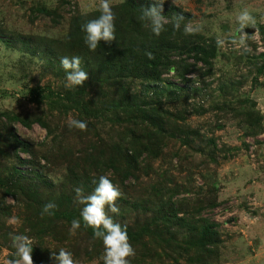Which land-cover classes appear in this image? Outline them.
Masks as SVG:
<instances>
[{
	"label": "rangeland",
	"instance_id": "374dc122",
	"mask_svg": "<svg viewBox=\"0 0 264 264\" xmlns=\"http://www.w3.org/2000/svg\"><path fill=\"white\" fill-rule=\"evenodd\" d=\"M99 2L0 0V37H34L62 55L78 56L76 40L70 36L71 19L94 12L97 18ZM123 2L110 0L114 13ZM164 2L191 13L189 21L201 29L194 38L213 43L218 55L210 65H194L193 72L185 75L187 80L167 74L184 90L173 95L147 94L148 104L134 112L132 122L106 114L98 101L87 102V115L83 108H57V91L77 92L80 86H66V75L50 69L43 48L33 54L27 46L9 45L0 39V176L6 180L16 163L29 173L37 168L40 175L27 176L33 179L28 184L35 181L31 196L21 194L20 189H11L9 194L0 186V264L16 258L10 233L29 236L32 245L40 243L44 259L38 258V264H58L52 254L58 255L61 248L73 254L76 264H103L102 240L82 224L72 235L68 222L55 225L50 215L41 216L50 201L57 205L56 210L81 213L84 205L77 202L74 189L80 187L85 195L91 194L101 175L109 176L122 193L116 201L119 214L108 211L121 225L138 227L144 221L152 225L155 217L172 208H179L180 215L188 218L180 225L158 222L163 232L152 235L149 231L144 249L130 240L136 252L129 258L131 264H264V107L256 97L264 86V0ZM244 8L255 17L258 29V33L243 30L250 35L247 50L233 43L239 39L236 16ZM218 38L225 41L223 47L217 46ZM172 54L179 72L195 62L179 52ZM96 62L102 60L96 58ZM89 64V68L81 64L89 74L88 81L95 77L88 92L85 89L86 98L117 99L121 84L137 91L141 88L138 80L130 79L113 85L104 76L107 74L96 72L95 65ZM46 84L53 91L42 102L32 101L31 88ZM7 113L40 115L48 124L27 127L11 121ZM148 114L152 117L147 118ZM70 117L86 121L87 130L70 128ZM7 126L32 143L36 155L15 150V140L4 133ZM127 149L132 150L128 154L134 161L130 168ZM17 153L23 160L16 158ZM31 164L35 166L31 168ZM125 171L132 174L125 176ZM12 218L16 223H10ZM206 223L214 224L213 236L199 246L192 227ZM41 224L55 225L58 240L51 235L40 240L44 234L33 227Z\"/></svg>",
	"mask_w": 264,
	"mask_h": 264
},
{
	"label": "trees",
	"instance_id": "16d2710c",
	"mask_svg": "<svg viewBox=\"0 0 264 264\" xmlns=\"http://www.w3.org/2000/svg\"><path fill=\"white\" fill-rule=\"evenodd\" d=\"M153 0H124L120 5V11H116L115 16V33L117 34L116 41H113L111 44L101 41L97 46L95 51H91L85 43L86 32L82 30V25L87 21L94 19L93 13L87 15V17H82V15H75L70 22V36L76 40L74 51L81 58L82 63L85 68H89L90 64L95 65L96 72H102L107 80H113V85L116 83L119 85L120 80L123 79L138 80L140 90L128 89L124 84L117 86L120 96L117 99H107L102 101V99L95 100L94 98H86L87 94L85 89L88 92V86L92 85L95 77H92L88 83H85L83 86H80L77 92H72L67 89L64 92H58L57 99V108H65L68 111V107L80 109L83 108V114L87 115L89 113V103H94L98 101L102 107L103 111L116 115L117 119L122 120L123 118L127 121L134 120V112L141 110V106L148 104L144 99L147 94H153L154 92L168 93L172 94L176 90H184V86H181L179 82L173 81L166 77L167 74L173 73L171 69H175V75H180L184 80H187L185 75L190 72H193L194 65L198 66L199 62H203L207 65L212 64V60L218 55V49L213 43L201 42L194 38V35H185L183 32V25L192 19V14L185 11L184 9L176 5H168L166 2L163 4V15L169 18L168 23L165 26V30L156 36L151 32L150 26H146V22L139 19L140 9L144 7H151ZM43 12H46L47 9H41ZM40 12V10H39ZM174 15H183L185 17L182 22L180 31H175L172 27V17ZM99 17V16H98ZM85 21V22H84ZM0 39L4 42H7L9 45L18 44L19 47L27 46L28 50H31V53H40L45 51L48 53L50 69L55 68L59 73L66 75L65 70L60 65L61 57L65 55L61 54L60 51L54 49L46 42H41L34 37H23L17 36L15 38L3 36ZM37 40V42H36ZM109 45L111 46L109 48ZM62 52H67V49H60ZM147 52H151L154 55V59H149L146 55ZM179 52L182 56L186 55L187 57L193 58L194 63L184 66V73L179 72L177 66L178 61L172 53ZM73 54V51L72 53ZM83 54L84 58L81 56ZM97 59H101L97 65ZM184 58V57H183ZM186 59V58H184ZM89 64L87 66V63ZM81 63V64H82ZM186 71V72H185ZM101 80H105L101 77ZM92 82V83H91ZM122 86V87H121ZM83 88V89H82ZM82 89V90H81ZM52 88L49 85H37L30 90L31 100L34 102H42L43 99L48 95L47 92H52ZM54 93V92H53ZM171 95V96H172ZM90 100V101H89ZM88 102V104H87ZM158 109V108H157ZM144 112V110H143ZM166 113V112H165ZM169 113V112H168ZM8 118L15 122L19 121L27 127H31L32 124H39L47 127V121L40 115H26L22 116L20 114L7 113ZM172 114V113H169ZM147 115V118L151 116ZM161 118H155L153 122L161 120ZM125 121V120H123ZM126 122V121H125ZM4 133L13 138L15 150H24L30 152L32 155H36L33 144L21 139L19 135L15 132V129L12 126L3 127ZM130 130V129H129ZM120 146V150H121ZM131 149H127L126 158L127 166L132 167L134 162L131 156L128 154ZM16 158L21 161L23 158L16 154ZM136 161V159H134ZM29 163L31 161H23L22 163ZM20 163V164H22ZM18 163L14 164L11 173L8 175L7 179H3L0 176V186L5 187L8 193H11V189H20L21 194H27L31 196L32 192L35 190V181L31 185L33 179L27 176H34L35 178L39 177V170L36 168L32 169V172L23 171L19 169ZM31 168L35 165L31 164ZM138 170V168H137ZM131 171H125V176L132 174ZM37 196V194L35 193ZM181 210L179 208H172L170 210L162 212L160 216L153 219L152 225L146 223L145 221L142 225L138 227L127 226L128 236L131 241L137 242L142 249L145 246L146 240L144 237L150 231L153 235H158L159 225L158 222H164L167 224L180 225V222L188 220L184 215H180ZM51 220L55 225L59 221L68 222L71 225L73 219H79L81 224L86 230H89L93 234V229L91 227H86L82 219L81 213L76 212L75 210H56L54 209L50 215ZM55 225L52 224H41L39 227H33V230H38L43 237H40L35 233L36 236L40 237V240L45 236L51 235L54 239L58 240V235L54 231ZM214 224H203L199 226H193V234H197V241L195 244L203 246L207 242V238L213 236ZM103 230V229H102ZM33 231V232H34ZM173 239V238H171ZM159 243V239L156 240ZM33 247V260L34 263L38 264V258L44 259L43 254L40 250V243L37 245H32ZM146 253L145 251H143Z\"/></svg>",
	"mask_w": 264,
	"mask_h": 264
},
{
	"label": "clouds",
	"instance_id": "9594fccd",
	"mask_svg": "<svg viewBox=\"0 0 264 264\" xmlns=\"http://www.w3.org/2000/svg\"><path fill=\"white\" fill-rule=\"evenodd\" d=\"M163 4L164 0H153L151 7L140 9L139 19L145 21L146 26H150L151 32L156 36H160L169 21V18L162 14ZM98 10L101 13L99 17L82 25V30L86 32L85 43L91 51H95L101 41L108 44L116 41V16L112 10L110 0H100ZM184 19L183 15H174L172 17V27L175 31H180ZM236 20L239 24V39L238 41H233V43L247 50V39L250 35L243 30L247 27H253L258 33V29L255 27L256 19L248 8H244L236 16ZM200 30V27L194 26L192 21L183 25L185 35H192ZM216 43L218 47H223L225 41L218 38ZM146 55L149 59H154L153 53L147 52ZM81 63L82 60L79 56L71 58L67 56L61 57L60 65L66 72V86H83L89 80V74L81 67ZM171 71L174 73L175 69L173 68ZM68 124L70 128L75 127L81 131H86L88 126L86 121L71 117ZM94 183L96 182L94 181ZM74 191L77 202L84 205L81 210V216L85 226L91 227L94 238L101 239L103 242L104 252L101 256L103 264H131L129 258L134 257L136 252L130 242L127 227L115 222L108 215L109 210L112 213L119 214L120 209L116 204V201L122 195L119 187L112 182L109 176L101 175L95 190L91 194L85 195L80 187L75 188ZM56 208L57 205L54 202L46 203L41 210V216L51 215ZM10 223H16L15 218H12ZM80 227V220L73 219L70 234L74 235ZM10 238L16 250L14 254L16 258L7 260L6 264H34L31 238L27 235L13 233H10ZM52 258L58 264H76L73 254L63 248L59 249L58 255L53 252Z\"/></svg>",
	"mask_w": 264,
	"mask_h": 264
},
{
	"label": "crops",
	"instance_id": "0c3cea01",
	"mask_svg": "<svg viewBox=\"0 0 264 264\" xmlns=\"http://www.w3.org/2000/svg\"><path fill=\"white\" fill-rule=\"evenodd\" d=\"M263 89L260 90L258 94H256V97L258 100H260V104L264 107V86H261Z\"/></svg>",
	"mask_w": 264,
	"mask_h": 264
},
{
	"label": "water",
	"instance_id": "95a60500",
	"mask_svg": "<svg viewBox=\"0 0 264 264\" xmlns=\"http://www.w3.org/2000/svg\"><path fill=\"white\" fill-rule=\"evenodd\" d=\"M244 31L248 33H253V32H256V29L253 27H248V28H245Z\"/></svg>",
	"mask_w": 264,
	"mask_h": 264
}]
</instances>
